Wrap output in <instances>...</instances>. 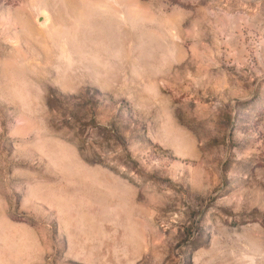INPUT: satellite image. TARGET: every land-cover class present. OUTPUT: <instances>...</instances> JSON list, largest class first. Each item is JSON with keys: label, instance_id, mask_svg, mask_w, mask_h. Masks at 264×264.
<instances>
[{"label": "rangeland", "instance_id": "1", "mask_svg": "<svg viewBox=\"0 0 264 264\" xmlns=\"http://www.w3.org/2000/svg\"><path fill=\"white\" fill-rule=\"evenodd\" d=\"M0 264H264V0H0Z\"/></svg>", "mask_w": 264, "mask_h": 264}]
</instances>
